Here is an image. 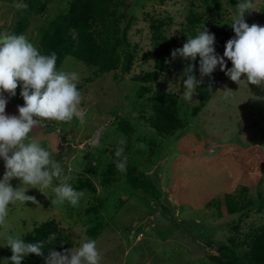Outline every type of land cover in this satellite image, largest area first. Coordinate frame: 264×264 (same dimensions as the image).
<instances>
[{"label": "rangeland", "instance_id": "obj_1", "mask_svg": "<svg viewBox=\"0 0 264 264\" xmlns=\"http://www.w3.org/2000/svg\"><path fill=\"white\" fill-rule=\"evenodd\" d=\"M17 2L20 0H0V31L14 32L19 19V10L14 7ZM237 2L121 0L117 16L135 18L127 34L130 50L135 52L132 70L124 73L119 68L100 74L97 68L66 57L59 70L79 72L78 84L84 85L79 90L86 123L80 125L76 119L70 123L47 122L46 127L35 128L30 135L52 152L65 174L69 167L74 169L75 178L70 183L85 195L79 207L67 202L52 205L53 195L45 196L25 185L29 188L25 194L34 196L37 203L9 205L7 224L0 226V258L4 263L12 256L11 248L5 246L8 235L18 234L24 240L51 221L58 226L60 252L79 247L85 239H95L101 264H219L212 257L219 255L222 245L230 244L231 237H238L239 251L249 249L251 234L264 225V87L233 82L225 75L232 67L226 57L225 71L217 65L210 75L202 77L199 55L195 60L168 57L170 71H160L158 82L151 83L152 91L144 96L139 94L143 84L136 80L138 75L156 69L154 24L170 43L174 41L176 48L204 26L215 36V54L223 57L227 41L235 37L231 24ZM254 2L255 9L245 12L244 20L249 25L264 26V0ZM69 5L70 0L49 4L41 15L32 18L25 36L40 48L41 28L67 12ZM191 15L198 19L195 33L183 38ZM126 25L127 19L115 33L121 36ZM189 65L193 66L190 74L198 81L191 102L181 98L183 79L187 78L181 79L182 73ZM244 79L242 75L241 80ZM205 82L218 85V89L192 117L193 109L199 105L197 86ZM226 89L234 91L227 98L223 92ZM164 93L176 95L179 116L189 124L165 138L159 137L147 121L153 116V97ZM3 97L6 99L5 93ZM5 114L18 116L19 112L6 104ZM118 115L136 130L126 157L139 172L151 178L159 198L132 188L127 169L120 171L116 167V150L128 146L126 135L118 129ZM100 127L104 130L95 137ZM140 144L146 149L138 147ZM228 152L237 155V163H225ZM203 155L207 156L204 159L212 157L213 162L209 163H220L203 166ZM109 171L115 173L110 183L106 182ZM4 173L5 163L0 158V179ZM80 181H89L96 190L78 189ZM58 183L54 179L53 185ZM10 184L14 189L23 186L19 178H12ZM47 191L50 193L51 189ZM230 199L242 209L231 213ZM98 223L103 227L94 237L92 229Z\"/></svg>", "mask_w": 264, "mask_h": 264}, {"label": "clouds", "instance_id": "obj_2", "mask_svg": "<svg viewBox=\"0 0 264 264\" xmlns=\"http://www.w3.org/2000/svg\"><path fill=\"white\" fill-rule=\"evenodd\" d=\"M17 10L27 9L28 5L20 0L14 4ZM254 0H238L231 28L235 37L227 41L223 57L215 54L213 47L215 36L202 26V30L194 37L187 39L181 48L172 51L173 58L200 57L199 71L201 76L210 75L217 67L225 71L224 57L231 61L232 67L225 71L233 82H241L264 87V26L253 23L249 25L244 20L245 12L255 9ZM57 55L55 52L42 54L39 48L23 34H15L5 29L0 31V158L5 163V173L0 179V226L7 224L10 204L26 201L37 203L34 196L26 195L29 188H36L45 196L55 198L53 204L63 205L65 202L72 207H79L84 191L76 190L70 181L74 169L69 167L65 174L61 164L53 158L52 152L43 147L38 139L31 136L35 128L47 126V122L70 123L78 120L80 125L86 123V112L81 107L83 94L77 85L81 79L79 72L57 70ZM193 66L189 65L182 73L184 91L181 98L192 101L198 81L190 73ZM245 79L241 80V76ZM18 84H22L21 96L23 106H18L19 115L5 114L7 100L3 93L16 95ZM225 98L234 93L224 90ZM103 127L98 128L94 136L99 137ZM60 129L57 128V132ZM138 147L145 148L140 144ZM124 149H117L116 167L125 171L127 157ZM19 178L23 186L14 189L10 181ZM59 183L53 185V181ZM28 185L29 188L24 186ZM51 189L49 193L47 190ZM55 233L50 234L49 240H54ZM5 246L11 248V264H21L24 256L35 254L44 256V241L26 243L21 236L8 235ZM102 256L97 248L95 239H85L79 247L58 252L48 250L45 264H101Z\"/></svg>", "mask_w": 264, "mask_h": 264}, {"label": "trees", "instance_id": "obj_3", "mask_svg": "<svg viewBox=\"0 0 264 264\" xmlns=\"http://www.w3.org/2000/svg\"><path fill=\"white\" fill-rule=\"evenodd\" d=\"M28 5L27 9H21L18 12L19 19L15 26V34L25 35L31 26L32 18L41 15L49 4L55 0H23ZM121 0H70L67 12L60 13L53 21L49 22L40 30V48L42 54H50L55 52L57 55L56 68L59 70L63 65L66 57L71 56L78 61L84 62L89 66L97 68L100 74L117 71L119 68L124 73L132 70L135 52L130 50L131 44L127 39V34L132 26L134 17L125 14L117 16V11ZM127 19L122 35L115 33L119 24ZM198 19L195 15H191L183 29V38L187 33H195ZM152 35L156 54V69L152 72H146L138 75L136 80L141 82L143 86L139 90V94L144 96L152 91L149 86L151 83L158 82L160 71H170L167 64V58L172 56L173 50L177 49L174 41L170 43L161 34L160 27L155 24L152 26ZM123 52H120V49ZM127 48V49H126ZM19 85V84H18ZM84 86V85H83ZM82 84H78V89L83 88ZM218 85L211 86L205 82L197 86V95L199 105L192 111V117L196 116L201 109L208 103L212 96L216 93ZM22 86L16 89V95L10 96L7 92V104L18 109V106L24 105L21 96ZM153 116L147 119L151 128H153L159 137L172 136L178 131L186 128L189 124L184 122L179 116L178 101L175 94L164 93L154 96L152 101ZM120 121L118 129L124 133L128 140V146L123 152L126 156L130 150L131 140L136 130L128 122L127 119L117 116ZM127 180L130 186L136 190H142L149 196L159 198L160 193L153 184L151 178L137 167L131 165L127 158ZM115 173L109 171L107 173L106 182L110 183L115 178ZM78 189H96L89 181H80ZM247 190V188H244ZM262 196V195H261ZM263 198V196H262ZM230 199L229 211L235 213L242 209ZM103 224L98 223L92 229L93 236H97L102 229ZM55 233V239L47 242L50 234ZM58 226L54 221L46 222L24 239L26 243H34L36 241H44V256L28 254L24 256L21 264H45V257L48 250L54 249L60 252V235L58 234ZM230 244H224L219 249V255L212 257L219 264H264V225L251 234V240L248 243L249 249L239 251L238 237H231ZM0 264L4 263L0 258Z\"/></svg>", "mask_w": 264, "mask_h": 264}, {"label": "crops", "instance_id": "obj_4", "mask_svg": "<svg viewBox=\"0 0 264 264\" xmlns=\"http://www.w3.org/2000/svg\"><path fill=\"white\" fill-rule=\"evenodd\" d=\"M216 122L217 121H215V123H214V125L216 124ZM214 130V129H213ZM220 135H224V133L223 134H221L220 133ZM214 136V135H213ZM212 137V136H211ZM213 149V148H212ZM228 151V150H227ZM226 157H227V159H228V161H225V163L226 162H230L229 164L230 165H232V164H234V163H237L238 161L236 160L237 159V155H235V154H231L230 155V153L228 152V153H226ZM205 157H207V156H204L203 155V160H202V162H203V166H214V165H216V164H218V162H219V160L218 161H216V163H209V162H213V159H212V157L211 156H209V158H207V159H204ZM209 161V162H208ZM220 163V162H219ZM214 164V165H213ZM207 168H205V170H206ZM205 170H202V171H204V172H206Z\"/></svg>", "mask_w": 264, "mask_h": 264}]
</instances>
